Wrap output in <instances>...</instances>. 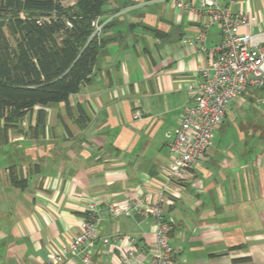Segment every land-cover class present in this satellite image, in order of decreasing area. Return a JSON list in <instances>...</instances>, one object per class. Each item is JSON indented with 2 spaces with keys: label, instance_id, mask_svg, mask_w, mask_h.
<instances>
[{
  "label": "crops",
  "instance_id": "1",
  "mask_svg": "<svg viewBox=\"0 0 264 264\" xmlns=\"http://www.w3.org/2000/svg\"><path fill=\"white\" fill-rule=\"evenodd\" d=\"M188 1L198 7L201 0ZM212 1L255 17L256 25L239 34L264 33V0ZM121 6L103 21L110 27L102 37L114 40L100 51L91 82L67 107H45L41 131H34V108L17 129L0 133V264H51L50 256L78 235L88 203L131 202L165 186L176 195L166 211L173 264H264L263 146L249 152L247 145L212 141L186 181L165 179L188 87L209 60L186 40L206 17L157 0H110L105 13ZM220 39L212 25L206 48ZM12 166L25 187L10 183ZM97 227L101 237L135 239L143 250L137 260L154 244V223L142 215L103 216ZM128 247L97 243L91 264H118Z\"/></svg>",
  "mask_w": 264,
  "mask_h": 264
},
{
  "label": "built area",
  "instance_id": "2",
  "mask_svg": "<svg viewBox=\"0 0 264 264\" xmlns=\"http://www.w3.org/2000/svg\"><path fill=\"white\" fill-rule=\"evenodd\" d=\"M169 2L178 10L196 18L204 15L206 22L194 35L190 46H195L209 55L207 65L201 69V79L188 87L190 102L182 108L179 127L169 144V163L165 171L166 183L186 181L192 169L206 158L212 144L213 131L222 124L229 105L249 89L262 93L256 99V106L264 108V33L256 35L239 34L240 27L256 25L255 17L235 14L228 6H221L212 0H201L194 7L188 0H157ZM239 0H229L235 4ZM217 24L221 39L212 49L206 48L209 28ZM104 23L98 19L91 22V37L99 38ZM134 118H141L136 111ZM170 196V197H169ZM176 195H168L167 187L155 194L147 193L131 202L110 203L97 207L88 203L79 224V233L72 241L63 245L59 252L50 256L51 264H91L93 249L97 243H128L129 247L119 257L118 264H173L174 249L171 242V223L167 208L173 204ZM142 215L154 223V244L147 257L137 260V253L143 251L135 239L116 235L101 237L98 222L103 216L118 218Z\"/></svg>",
  "mask_w": 264,
  "mask_h": 264
},
{
  "label": "trees",
  "instance_id": "3",
  "mask_svg": "<svg viewBox=\"0 0 264 264\" xmlns=\"http://www.w3.org/2000/svg\"><path fill=\"white\" fill-rule=\"evenodd\" d=\"M110 0H74L65 7L62 0H0V133L17 129L34 108V131L42 130L44 108L69 105L71 96L92 80L100 51L113 39L91 37V22L103 23L124 6L105 13ZM109 14V15H106ZM106 15V17H104ZM13 41L10 42L9 38ZM242 96L252 98L249 92ZM84 122V121H83ZM38 135V134H37ZM252 152L256 145L249 147ZM15 166L9 181L25 187Z\"/></svg>",
  "mask_w": 264,
  "mask_h": 264
},
{
  "label": "rangeland",
  "instance_id": "4",
  "mask_svg": "<svg viewBox=\"0 0 264 264\" xmlns=\"http://www.w3.org/2000/svg\"><path fill=\"white\" fill-rule=\"evenodd\" d=\"M62 3L68 7L73 5L74 0H62ZM9 40L13 44L10 38ZM247 92L251 94V99L241 96L229 105L222 124L213 131L214 145H261L264 147V108H258L255 104L262 93L253 89Z\"/></svg>",
  "mask_w": 264,
  "mask_h": 264
}]
</instances>
